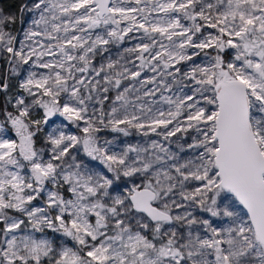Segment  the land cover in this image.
<instances>
[{
    "label": "snow or ice",
    "instance_id": "1",
    "mask_svg": "<svg viewBox=\"0 0 264 264\" xmlns=\"http://www.w3.org/2000/svg\"><path fill=\"white\" fill-rule=\"evenodd\" d=\"M19 12L22 36L0 11V264H264V0Z\"/></svg>",
    "mask_w": 264,
    "mask_h": 264
},
{
    "label": "trees",
    "instance_id": "2",
    "mask_svg": "<svg viewBox=\"0 0 264 264\" xmlns=\"http://www.w3.org/2000/svg\"><path fill=\"white\" fill-rule=\"evenodd\" d=\"M25 1L26 0H0V11L3 13L14 14L16 16V23L11 25L14 32L18 31L19 9Z\"/></svg>",
    "mask_w": 264,
    "mask_h": 264
},
{
    "label": "rangeland",
    "instance_id": "3",
    "mask_svg": "<svg viewBox=\"0 0 264 264\" xmlns=\"http://www.w3.org/2000/svg\"><path fill=\"white\" fill-rule=\"evenodd\" d=\"M5 15H7V14H5ZM29 22H30V14H25L23 16L22 25H21V27L19 29V32H18L21 36H22V30L28 27ZM54 119H56V123L57 124H60L62 122V118H54ZM101 135L106 136L107 138H111V136L109 134H107V133H102ZM129 139L136 140V139H139V138L133 136V137H131ZM201 215H207V214L201 213Z\"/></svg>",
    "mask_w": 264,
    "mask_h": 264
},
{
    "label": "flooded vegetation",
    "instance_id": "4",
    "mask_svg": "<svg viewBox=\"0 0 264 264\" xmlns=\"http://www.w3.org/2000/svg\"><path fill=\"white\" fill-rule=\"evenodd\" d=\"M30 2V0H26L24 3H29ZM23 3V4H24ZM4 14H8V13H4ZM12 15H14V14H12ZM21 25H22V18H21V15L19 14L18 15V31H16V32H14L13 30H12V28H11V25H10V29L14 32V33H18L19 32V29H20V27H21Z\"/></svg>",
    "mask_w": 264,
    "mask_h": 264
}]
</instances>
